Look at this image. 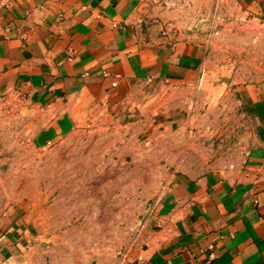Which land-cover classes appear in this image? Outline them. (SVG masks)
Wrapping results in <instances>:
<instances>
[{
	"label": "crops",
	"instance_id": "obj_1",
	"mask_svg": "<svg viewBox=\"0 0 264 264\" xmlns=\"http://www.w3.org/2000/svg\"><path fill=\"white\" fill-rule=\"evenodd\" d=\"M1 1L0 96L35 112L34 145L55 142L94 110L144 141L183 123L178 90L201 88L206 47L142 21L143 0ZM238 1L264 15V0ZM227 89L244 117L240 161L174 172L119 264H264V80ZM33 234L25 208H9L0 262L23 261Z\"/></svg>",
	"mask_w": 264,
	"mask_h": 264
},
{
	"label": "rangeland",
	"instance_id": "obj_2",
	"mask_svg": "<svg viewBox=\"0 0 264 264\" xmlns=\"http://www.w3.org/2000/svg\"><path fill=\"white\" fill-rule=\"evenodd\" d=\"M140 13L206 47L201 88L184 97L178 90L183 123L144 141L94 110L36 146L35 112L21 98L0 96V216L20 205L34 227L24 260L0 264H119L174 172L240 161L247 135L235 131L244 117L227 88L231 80H264V15L238 0H143Z\"/></svg>",
	"mask_w": 264,
	"mask_h": 264
},
{
	"label": "built area",
	"instance_id": "obj_3",
	"mask_svg": "<svg viewBox=\"0 0 264 264\" xmlns=\"http://www.w3.org/2000/svg\"><path fill=\"white\" fill-rule=\"evenodd\" d=\"M2 4H3V2L0 0V5H2ZM207 247H208L209 249H211L212 244H208ZM210 255H213L212 251H210Z\"/></svg>",
	"mask_w": 264,
	"mask_h": 264
},
{
	"label": "water",
	"instance_id": "obj_4",
	"mask_svg": "<svg viewBox=\"0 0 264 264\" xmlns=\"http://www.w3.org/2000/svg\"><path fill=\"white\" fill-rule=\"evenodd\" d=\"M221 80H227V78H221Z\"/></svg>",
	"mask_w": 264,
	"mask_h": 264
}]
</instances>
